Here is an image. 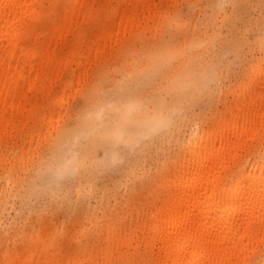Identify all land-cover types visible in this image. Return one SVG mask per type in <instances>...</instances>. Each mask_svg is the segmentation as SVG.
Listing matches in <instances>:
<instances>
[{
    "label": "bare ground",
    "instance_id": "bare-ground-1",
    "mask_svg": "<svg viewBox=\"0 0 264 264\" xmlns=\"http://www.w3.org/2000/svg\"><path fill=\"white\" fill-rule=\"evenodd\" d=\"M165 1L0 0V221L37 156L39 163L54 157L56 170L74 173L79 192L87 183L90 194L86 161L100 164L101 147L108 164L166 126H175L178 140L164 161L138 160L123 188L113 178L95 202L82 203L73 218L78 249L55 246L57 232L40 223L49 247L40 251L42 237L31 247L28 233L20 249L2 237V264H264V26L253 42L262 53L244 65L236 105L192 118V103L218 77L211 53L220 6L211 28L198 19L169 21ZM151 19L164 34L149 40L142 66L126 56L110 80L105 60ZM31 93L45 111L37 112L30 141L7 149ZM141 189L147 193L138 198ZM90 236L95 244L85 243Z\"/></svg>",
    "mask_w": 264,
    "mask_h": 264
},
{
    "label": "rangeland",
    "instance_id": "rangeland-1",
    "mask_svg": "<svg viewBox=\"0 0 264 264\" xmlns=\"http://www.w3.org/2000/svg\"><path fill=\"white\" fill-rule=\"evenodd\" d=\"M233 1L216 0L215 3H212L210 0H166L164 2L165 18L169 21L181 18L183 21L188 20L193 23L194 19H198V24L208 22L211 28L215 7L220 6L213 28L218 25L216 29L221 31L218 33V39L215 41L213 53H211L218 77L211 81L206 89L200 91L192 103L189 113L192 118H208L217 111L223 112L226 107L236 105L239 96L237 83L241 75L246 73L244 65L247 66L253 59H251L252 53H254V56L262 53L260 47L253 42L254 37L258 36V29L264 26V0H237L236 4ZM189 11H192V15L189 14ZM225 16L224 23H221L222 18ZM37 20L45 23V15H39ZM155 26V20L151 19L141 29L142 33L135 32L117 47V51L112 58L105 60L103 68L107 70L112 67V71L108 76L110 80H113L114 76H119L118 68L115 70L114 67L123 63L126 56V59L134 61L136 66H142L145 61V55L142 53L149 40L154 35L161 37L164 34L162 28L159 30ZM168 26L166 25L165 29ZM250 43L251 46H249ZM255 87H253V90L256 89ZM31 94L33 96H31L27 106L22 111L23 113L13 121V136L8 140L5 139L4 144L7 149L17 147L25 141L29 142L31 139L30 130L37 120L35 117L45 111V106L35 102L34 94ZM58 95H61V92L54 98ZM30 107L34 108L33 115L27 121L25 115ZM86 126H89V124ZM91 126H94V122L91 123ZM188 130V126L184 124L181 136ZM80 132L81 129L78 128V139L82 138ZM173 132L177 135L175 126L172 124L166 126L161 133L147 135L135 144L128 145L124 155L117 157L108 164L101 163L105 153V150L101 147L98 150L100 164L94 159L86 161L88 175L91 176L89 182L93 184L92 193L90 194L86 193L87 183L82 185V190L79 192L74 173L70 171L58 172L56 170L57 160L54 157L50 158L48 162L39 163L41 156H37L36 162L30 165V179L23 186L21 195L17 197L0 221V238L18 240L19 245L17 248L20 249L26 245L25 235L28 233L31 234V247L37 237H42L40 251L45 250L52 243V236L49 237L42 230L36 231L42 223L52 229V235L57 232L58 239L55 246L64 248L72 246L74 249H78L80 243L74 239L75 233L78 232V224L73 219L77 209L83 205V202H95L102 189L110 187L113 178L123 188L126 182L132 179L131 171H139L138 160L148 159L151 165L153 161L155 165L158 159L164 161L167 156L173 155L178 149V140L171 136ZM162 133L165 136L164 139H162ZM164 147L167 149L166 156L162 151ZM137 192L136 197L138 198L144 197V194L147 193L146 190L143 191L142 189ZM62 199H65V202ZM127 203L130 205V200ZM58 208L62 210L55 211ZM58 227L61 228L58 229ZM86 239L84 240L85 243L89 244H95L98 240L96 237L91 236ZM1 253L2 247L0 245V264L4 260ZM35 263L36 258L33 259V264ZM85 264L91 263L85 261Z\"/></svg>",
    "mask_w": 264,
    "mask_h": 264
}]
</instances>
